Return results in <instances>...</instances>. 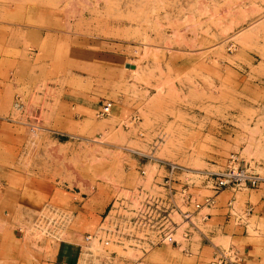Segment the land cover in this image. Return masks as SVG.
<instances>
[{
	"label": "rangeland",
	"instance_id": "374dc122",
	"mask_svg": "<svg viewBox=\"0 0 264 264\" xmlns=\"http://www.w3.org/2000/svg\"><path fill=\"white\" fill-rule=\"evenodd\" d=\"M233 155L264 178V0H0V264H43L45 205L66 217L51 236L83 246L79 264H214L219 250L264 264L256 210L248 231L230 220V233L196 234L194 255L87 241L168 163L200 184ZM231 193L241 205L264 196Z\"/></svg>",
	"mask_w": 264,
	"mask_h": 264
},
{
	"label": "built area",
	"instance_id": "2783aa9c",
	"mask_svg": "<svg viewBox=\"0 0 264 264\" xmlns=\"http://www.w3.org/2000/svg\"><path fill=\"white\" fill-rule=\"evenodd\" d=\"M112 108V102L104 103L101 115L109 116ZM167 167L166 175L159 182L158 178H155L150 188H147L144 182L135 188L125 190L124 194L117 197L106 214L99 232L89 235L87 241L97 240L103 234L106 237L125 236L144 241L149 248L171 245L184 249L196 234L208 240L201 225L212 217L211 210L219 205L218 196L223 191L231 190L238 193L246 190L258 191L264 187V178L240 166L236 155L230 157L226 170L205 173L204 178L198 180L201 181L200 184L191 178L188 172L182 170L181 173L179 166L168 163ZM141 177L146 180L145 170H141ZM201 191L208 194L203 195ZM255 207L252 203L241 205L236 197H231L225 205L226 218L228 221L234 220L236 226L248 231L250 221L255 216ZM46 209L51 213L49 216L43 214ZM44 211L41 212L40 218L45 227L40 228L42 226L40 223L38 229L49 235L47 237L52 241L59 242L60 239L51 234L56 235L65 227L66 217L48 205L44 207ZM187 250L185 249L186 252ZM231 255L237 264H242V258L236 256L235 251L223 250H219L218 259L214 264H233Z\"/></svg>",
	"mask_w": 264,
	"mask_h": 264
},
{
	"label": "crops",
	"instance_id": "0c3cea01",
	"mask_svg": "<svg viewBox=\"0 0 264 264\" xmlns=\"http://www.w3.org/2000/svg\"><path fill=\"white\" fill-rule=\"evenodd\" d=\"M104 103H106V102H104ZM103 104H102V107H103ZM112 110H113V108H112ZM263 189H264V187H263ZM263 189L262 190H258V193L264 192ZM248 191H253V190H248ZM228 192L230 193L231 197L235 196V195H233L231 193L230 190H225L218 196V198H221L225 193H228ZM0 198H2V195H0ZM108 207H109V204H108ZM255 208H256V217H255V219H257V221L259 223V221L264 220V196H262L260 198V200L256 204ZM214 211L224 212V211H226V209H225V206L222 205V203L220 202L219 206H217L216 208H213L211 210L212 217L209 219V221L206 222V223H203L201 225V229L204 228L205 231H206V232H204L202 230L204 233H206L205 235L208 238V240H207V239H205V237L202 236V238L204 240H206V241L212 240L213 239V235H216L218 232H221V233H224V234H226L228 232L230 233V230H229V225L230 224H229L226 216L224 218L223 215H220L219 217L216 218L218 220V224L213 229V219H214L213 212ZM211 223H212V225H211ZM199 236H200V234H199ZM195 237L188 244L189 248L187 250V254L189 253L190 255H194V254H196V251H199L200 248H201V245H202V241L200 240L201 238L200 239H196ZM82 247L83 246L77 240H68V241L63 240V241H60V242H55V241H52V240L51 241L48 240L44 244V252L42 253L43 264H79V261H80V258H81V252H83L82 251V249H83Z\"/></svg>",
	"mask_w": 264,
	"mask_h": 264
},
{
	"label": "water",
	"instance_id": "95a60500",
	"mask_svg": "<svg viewBox=\"0 0 264 264\" xmlns=\"http://www.w3.org/2000/svg\"><path fill=\"white\" fill-rule=\"evenodd\" d=\"M127 68L134 69L135 67L134 66H131V65H128Z\"/></svg>",
	"mask_w": 264,
	"mask_h": 264
}]
</instances>
